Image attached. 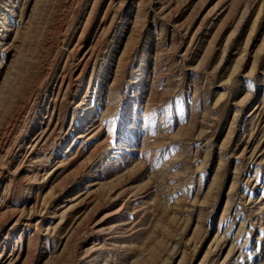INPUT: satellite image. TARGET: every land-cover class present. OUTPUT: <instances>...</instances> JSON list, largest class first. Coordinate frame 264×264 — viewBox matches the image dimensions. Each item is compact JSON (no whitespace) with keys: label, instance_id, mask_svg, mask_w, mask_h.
Wrapping results in <instances>:
<instances>
[{"label":"rangeland","instance_id":"obj_1","mask_svg":"<svg viewBox=\"0 0 264 264\" xmlns=\"http://www.w3.org/2000/svg\"><path fill=\"white\" fill-rule=\"evenodd\" d=\"M0 264H264V0H0Z\"/></svg>","mask_w":264,"mask_h":264}]
</instances>
